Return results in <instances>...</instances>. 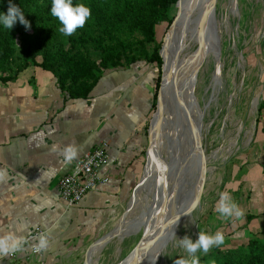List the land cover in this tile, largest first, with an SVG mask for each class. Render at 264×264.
I'll use <instances>...</instances> for the list:
<instances>
[{"label": "rangeland", "instance_id": "374dc122", "mask_svg": "<svg viewBox=\"0 0 264 264\" xmlns=\"http://www.w3.org/2000/svg\"><path fill=\"white\" fill-rule=\"evenodd\" d=\"M177 2L170 9L169 20L155 25V42L147 44L150 53L159 44L163 47L164 38L184 0L178 6ZM12 3L21 8L19 0H12ZM8 5L9 3L3 7V12L7 11ZM32 11L34 10L29 9L31 15ZM197 15L191 17L188 29L176 42L180 63L190 56V62L187 63L189 67L199 63L193 76L195 82L192 95L189 94L193 106L189 107V112L183 110L178 123L174 115L166 116L167 123H163L161 137L159 136L163 142L161 152L160 149L158 151L161 155L157 162L154 160L156 169L148 177L145 169L153 146L148 149L146 145L142 177L146 176L142 187L137 188L140 182L134 184L130 203L115 220L112 228L117 234L98 247L96 253L92 254L95 245L88 250V254L84 252L70 264H124L131 255H135L134 252L139 247H143L140 253L146 252L142 264H174L176 259L188 258L187 252L178 244L179 239L187 236L194 241L199 231L207 234L221 232L224 243L219 249L225 254L245 249L248 239L257 233L264 242V186L260 185L264 182V111L261 121H257L259 107L264 100V0H217L212 18L216 33L211 27L205 44L208 52L203 61L201 54H194L203 44L204 25L201 24V14ZM37 27L39 31L44 30L42 25ZM4 30L3 37L13 41L15 56L11 64H8L10 71L1 72L0 75L14 77L22 57V34L35 31L25 30L19 22L11 30ZM138 36L143 38L142 35ZM41 37L40 43L54 41L47 34ZM31 42L35 43L34 40ZM42 55L40 52L37 57L39 61L42 60ZM197 55L198 58L192 59ZM161 58V64L139 61L152 70L154 90L160 72L162 78L165 65L162 56ZM155 103L157 105V100ZM155 112L156 106L152 105L145 126L147 144ZM198 112L202 114L201 142L207 158L206 183L196 209L177 223V210L187 206L186 201L189 200L192 188L191 185H182L179 177L175 176L176 163L169 175L165 170L163 172V167L166 168L164 161L167 157H175L173 142L169 140H173L174 136L185 135L189 119ZM182 119L185 121L181 122ZM157 135L158 129L155 134L153 131L154 143ZM251 167H256V170ZM165 183H168L167 187ZM177 186L183 190L175 195L174 189ZM157 188L164 189L154 198V190ZM222 191L228 192L242 209V217H223L215 210ZM183 203L186 205L179 207ZM173 208L175 211H172ZM250 212L255 217L247 222V214ZM168 213L171 215L166 216ZM147 216H150L148 220L143 221ZM243 231L246 238L242 237ZM213 248L214 246L207 253ZM196 255L203 254L198 251ZM210 261L211 258L208 262Z\"/></svg>", "mask_w": 264, "mask_h": 264}, {"label": "crops", "instance_id": "0c3cea01", "mask_svg": "<svg viewBox=\"0 0 264 264\" xmlns=\"http://www.w3.org/2000/svg\"><path fill=\"white\" fill-rule=\"evenodd\" d=\"M154 94L152 70L142 62L106 70L86 98L69 97L38 66L0 80V172L6 176L0 180V237L14 233L24 240L0 264H70L115 230L143 174ZM102 141L109 144L110 162L102 169L109 182L67 207L60 180ZM66 147L77 152L68 163ZM41 236L49 244L35 253Z\"/></svg>", "mask_w": 264, "mask_h": 264}, {"label": "trees", "instance_id": "16d2710c", "mask_svg": "<svg viewBox=\"0 0 264 264\" xmlns=\"http://www.w3.org/2000/svg\"><path fill=\"white\" fill-rule=\"evenodd\" d=\"M19 1L25 18L32 21L30 29L35 32L22 34V57L16 74L29 66L41 67L57 78L59 88L69 97L86 98L108 69L129 67L141 60L161 64V45L155 46L150 53L147 44L155 42V25L169 20L170 9L178 0H73V4L88 6L91 16L70 36L59 31L62 25L51 16V0ZM8 3L9 0H0V12ZM29 9L34 10L32 15ZM39 25L44 30L39 31ZM3 31L0 28V73L10 71L8 64L15 56L13 41L5 39ZM45 34L54 39L53 43H40ZM40 52L43 54L41 61L37 59ZM15 76L0 75V80L6 82ZM160 76L161 72L156 80L154 107ZM263 111L264 100L259 107L258 122ZM262 169L264 172V164ZM247 215L248 221L255 217L252 213ZM198 257L199 264H264V242L256 235L248 239L245 249L225 254L214 246L211 252Z\"/></svg>", "mask_w": 264, "mask_h": 264}, {"label": "water", "instance_id": "95a60500", "mask_svg": "<svg viewBox=\"0 0 264 264\" xmlns=\"http://www.w3.org/2000/svg\"><path fill=\"white\" fill-rule=\"evenodd\" d=\"M181 1L182 0H178L177 6L181 3ZM216 1L217 0H211L210 7L215 8ZM212 18H213V14L211 15V18H210V25L214 32L215 29L213 28ZM176 22H177V17L174 19L171 27ZM202 22L204 23V20H201V24ZM209 34L210 33L207 29L203 30L204 36H209ZM168 35L169 34L167 33L164 38V43ZM163 47L160 50L161 56H162ZM207 48L208 47L206 45L202 48L199 47V49L194 54H201L202 61H203L204 59L203 57H205V55L208 52ZM190 59H191V56L187 58L186 60H184L183 62H181L179 65H177L176 69L174 67H171V70L168 73V77L166 75L165 65L163 66L161 84H160V88L158 90V95H157L156 112L154 113L151 119V127H150V132L148 136V144H147L148 149H150L154 144L153 131L155 134L156 130L158 129L159 135H161L160 129L164 122L165 124L167 123L166 116L168 114L174 115L176 118V122L178 123L179 119L182 116L181 113L184 112L183 110L186 109L189 112V107L193 106V100L191 101L190 96L192 95L193 86L195 82V78L193 79V76L195 75V71L198 68L199 63H196L192 68L191 66L187 67V63L190 62ZM165 82L168 83V87L166 89L164 88ZM184 121L185 120L182 119L181 122H184ZM187 127H188L187 133H185V135H182L180 137L174 136L172 138L173 140L171 139L169 140V142H173L172 147L174 149L175 157L174 159L173 157H167L165 158V161H164L165 166H166L165 172H167L168 175L171 172V170H173L172 167L176 163L177 170L176 171L174 170V171H175V176L179 177V182L182 185H187V186L191 185V188L194 189V191L192 192V194H194V197L189 201L187 200L188 202L187 201H186L187 203L185 202L187 206L183 207L181 211L177 213V215L180 217L179 221L183 218H186L187 215H190L196 209V207L198 206L201 200L202 193H203L205 183H206L207 158L205 156L204 149L202 148V142H201L202 114H199L198 112L195 116L193 115L191 119H189V124H187ZM162 144L163 142L160 145L161 147H162ZM160 152H161V149H160ZM188 163H192V164L190 167L186 168L187 170L186 171L184 166H189V165H186ZM146 170H147V166L145 169V173H146ZM181 171H184L185 175H182ZM145 176L146 174L143 177H141L140 183L137 187L138 189L142 187V183L144 182L143 178H145ZM182 190L183 188H180V186H177L176 189H174L175 195H178L179 193H181ZM190 196H193V195H190ZM185 203L180 204L179 207L181 205L184 206ZM172 211H175V209L173 208ZM170 213H168L166 216H170L171 215ZM161 232H162V229H161ZM111 236L112 235L108 234L104 238H109V237L111 238ZM98 242L92 245L90 250ZM145 255H146V252L142 256L131 255L130 260L136 261L142 264V262L145 259ZM130 260L127 262V264H129Z\"/></svg>", "mask_w": 264, "mask_h": 264}, {"label": "clouds", "instance_id": "9594fccd", "mask_svg": "<svg viewBox=\"0 0 264 264\" xmlns=\"http://www.w3.org/2000/svg\"><path fill=\"white\" fill-rule=\"evenodd\" d=\"M50 14L57 18L62 25L59 31L66 36H70L78 28H82L85 25L91 16V10L83 3L73 4V0H51ZM17 22L23 25L25 30L31 28V24L25 18V14L21 8L13 4L12 0H9L7 11L0 12V28L11 30ZM76 154L77 152L74 147H66L63 151L64 162H70ZM5 178V174L0 172V180ZM215 210L223 217L240 218L244 214L242 209L226 191L220 193ZM223 243L224 235L221 232L207 234L199 231L198 237L194 241L185 236L179 239L178 244L187 252L188 258L176 259L174 264H199V257L196 255L198 251L204 254L211 247H219ZM23 244V237L17 236L14 233L5 234L0 237V257L11 255L13 252L21 250ZM48 244L49 240L47 236H41L38 240L37 248L41 250L45 249Z\"/></svg>", "mask_w": 264, "mask_h": 264}, {"label": "bare ground", "instance_id": "6f19581e", "mask_svg": "<svg viewBox=\"0 0 264 264\" xmlns=\"http://www.w3.org/2000/svg\"><path fill=\"white\" fill-rule=\"evenodd\" d=\"M210 2H211V0H184V2L179 5V11H178V14L176 15L177 22L172 27L170 26L169 31H168L169 35H168V37L165 40L164 47H163V50H162V57H163L164 62H165V71H166L167 77H168V73L171 70V67H174L176 69V66L179 65V63H180V60H179V58L177 56V53H176V46L178 44L176 42L179 41V39H181L182 34L186 32V29H188L191 17L193 15H197L198 14L197 16H199L201 14L200 18H201V20H204V23L202 22L203 25H204V29H207L210 32V29H211L210 18H211V15L213 14L212 11L214 9L213 7H210ZM208 37L209 36H204L203 35V42H202L203 44H202L201 48L205 46V44H206V42L208 40ZM198 57L199 56L197 55V56H194L192 59H195V58H198ZM187 67H189V64H187ZM167 87H168V83L165 82L164 88L166 89ZM159 136L160 135H159V130H158V135H157L156 141H155L152 149L149 152L150 156H149V161H148L147 170H146L147 177L153 175L154 169H156L155 166H154V160L157 162L158 156L161 155V154L158 153L159 149L161 148L160 145L162 143L161 142L162 139L160 138L161 136L160 137ZM191 164L192 163L186 164V165H189V166H184L185 170H186V168L190 167ZM164 170H165V168L163 167V172H164ZM181 174L184 175L185 174L184 171H182ZM166 179H167V177H166ZM165 186L167 187L168 183H165ZM157 187H158V185H157ZM161 189H164V188H161ZM161 189L157 188L156 190H154V195H153L154 198H155L156 195H159L158 192ZM192 189H190L191 191H189V192H190V195H193V196H190L188 198L189 200H191L194 197V194H192L194 189L193 190ZM177 211L180 212L181 210H177ZM152 214H153V210H152ZM150 216H147L146 220H143V221H147ZM179 219H180V217L178 216V218L176 220L177 223L179 222ZM150 226H152V225H150ZM147 233H149V230H147ZM116 234H117V231L116 232L113 231L112 233H110V235H112L111 237H114ZM109 238H104V239L100 240L96 244L95 248L93 249L92 254L96 253L98 251V247L103 246L107 242V240ZM142 248L143 247H139V250H136L134 252V254L136 256L144 255L143 253H140V250ZM130 258L127 259V261L124 264H127V262L130 260ZM134 259H136V258H134ZM93 261H94V259H93ZM135 263H138V262L132 261V260H130V262H129V264H135ZM89 264H91V262H89Z\"/></svg>", "mask_w": 264, "mask_h": 264}, {"label": "built area", "instance_id": "2783aa9c", "mask_svg": "<svg viewBox=\"0 0 264 264\" xmlns=\"http://www.w3.org/2000/svg\"><path fill=\"white\" fill-rule=\"evenodd\" d=\"M108 142L102 141L94 149L86 152L82 158L76 160L71 172L59 182L60 195L67 207L79 204L84 197L102 183H108L109 177L102 174L110 162ZM40 232L31 235L33 239ZM41 249L34 248L35 253Z\"/></svg>", "mask_w": 264, "mask_h": 264}]
</instances>
